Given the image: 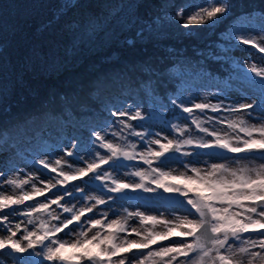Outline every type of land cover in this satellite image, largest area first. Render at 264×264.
I'll return each instance as SVG.
<instances>
[{"label":"snow or ice","instance_id":"6c2138e0","mask_svg":"<svg viewBox=\"0 0 264 264\" xmlns=\"http://www.w3.org/2000/svg\"><path fill=\"white\" fill-rule=\"evenodd\" d=\"M193 7L187 16L183 8L176 13L178 26H215L229 12L225 0H204ZM260 32L237 24L228 28L225 39L264 53V25ZM239 79L251 92L230 106L223 101L189 104L182 94L172 98L178 110L174 115L183 123L169 125L171 138L149 132L153 114L146 116L139 106L116 110L111 116L118 130L111 122L91 130L92 147L84 156L66 149L64 156L75 157L72 162L63 157L34 161L52 174L48 177L31 173L0 180V255L7 251L18 257V264H264V163L232 168L200 159H227L224 153H231L264 160V66L249 64ZM257 109L259 119L253 115ZM208 111L234 118L203 116ZM133 121L144 130L137 131ZM206 124H224L229 131ZM193 127L203 135H191ZM173 162L182 171L166 170ZM120 169H129L124 175L137 179H121ZM96 181L99 194H86ZM129 192L163 197L168 209L182 215L168 219L163 212L156 216L125 208L121 218L111 205L127 200ZM100 206L106 210L98 212ZM11 217L24 219L14 223ZM67 248L77 251L65 255Z\"/></svg>","mask_w":264,"mask_h":264},{"label":"trees","instance_id":"16d2710c","mask_svg":"<svg viewBox=\"0 0 264 264\" xmlns=\"http://www.w3.org/2000/svg\"><path fill=\"white\" fill-rule=\"evenodd\" d=\"M203 2L0 0V149L39 142L43 126L69 129L89 149L90 124L116 121L101 102L125 92L146 116L162 104V122L175 123L172 98L246 70L226 49L228 28L264 25V0H225L222 23L178 26L181 8L187 16Z\"/></svg>","mask_w":264,"mask_h":264},{"label":"rangeland","instance_id":"374dc122","mask_svg":"<svg viewBox=\"0 0 264 264\" xmlns=\"http://www.w3.org/2000/svg\"><path fill=\"white\" fill-rule=\"evenodd\" d=\"M246 28L250 29L255 34H261V25L255 22H247L243 24ZM227 49L232 52V54L235 55L236 61L240 63V65H243L245 67H248L249 64H257V66H264V53H258L256 49L253 48H243V47H235L234 45H229ZM256 51V52H254ZM240 71L236 72L233 77L229 78L227 83L224 87L221 85H218L216 88H202V87H191V89L183 96L186 98V101L191 103H200V102H210L212 104H216L220 101H223L225 106H230L233 103H239L243 102V99L246 98V96L251 92V89H249L248 85L244 83L241 79H239ZM125 100H114L110 101L111 104H107L106 108L109 113L116 110H130L135 111L136 107L139 106V103L137 102H129L127 101L128 98H132L131 93H124ZM118 98V96H117ZM151 114H153V121L147 125L149 132H151L153 135L155 132H162L163 135H168L170 138L173 135L170 131L169 125L165 122H162V116L164 113V107L162 104H159L157 106L150 108ZM186 115V114H183ZM200 115V114H198ZM253 115L259 119V109L256 110ZM203 116H213V117H219V118H225L228 119L234 118L233 115L227 113V112H221V113H212L210 111L203 114ZM175 123H183V121L177 120L176 116L174 117ZM109 122L112 123V126L114 129L118 130V124H116V121L107 118L96 119L91 126L92 130H100L101 127L107 125ZM252 122H256L255 120ZM139 122H134L133 125L137 126ZM206 127H215L218 130L223 131H229L224 124H213V125H205ZM44 131V128H42ZM137 131H143L144 129L136 127ZM194 137L203 135L201 133H198L194 130V132L191 133ZM77 135L73 132H70L69 129L65 128H59L55 131V133L48 136L51 139V142H49L48 137L45 141H43L40 145L38 144L37 147H29V145L25 148L20 149L19 152L20 156H12L7 155L6 152L3 150H0V172L4 173L3 177H0V180L7 176L11 175H19L20 177H24L31 173L40 174L43 173L44 177H48L52 174L48 173L47 170L40 169L38 165L34 163L36 159L41 158H47L49 160H55L57 158H65L68 159L69 162H72L75 160V157H66L64 156V152L66 149L72 150L74 153H78L80 156H84L85 152L88 150L87 147H85L82 143L78 144L76 141ZM109 139H112L111 135L108 136ZM207 139V137H205ZM94 139V138H92ZM137 138H134L136 140ZM89 147H92L90 144ZM184 150L191 151V148H186ZM101 152L103 150H100ZM196 151H206V150H200L196 149ZM179 156V153L176 154ZM244 154H231V153H224V156L227 157V159L221 158V157H212L211 159L206 156H201V161H208L209 163H226L229 167L232 168H239L243 166L248 167H257L259 164L264 163V160H261L259 158L248 160V159H242L239 157H242ZM181 159L187 160L189 158L187 157H180ZM128 163V162H125ZM78 164L82 166V161H79ZM142 167H146L143 165H139ZM107 167V166H106ZM168 168L176 169L177 171H182V165L178 163H169L166 167V170ZM129 169H120L117 175L121 179H124L126 181H135L137 178L132 176H126L124 175L125 171H128ZM175 183V181H172ZM75 183L83 185L82 181H76ZM99 185V182L96 181L92 183L87 189H85L86 194L89 195H98L99 192L96 190L97 186ZM7 188V186H5ZM10 192L11 190L8 189ZM79 195L78 193L76 194ZM127 200H117L115 203H113L111 206L114 210L117 211L118 215L123 218L125 215L124 209H128L129 211H135L137 209L141 211H146L149 215H156L159 216L161 212L164 213L165 217L168 219H174L175 216L182 215V212L176 211L173 213L170 209L167 208L165 204H163V197L160 198V200H157L154 196V194L150 193H144V192H129ZM165 197L168 195L167 193L163 194ZM39 199H43L42 197ZM76 201L73 199L72 203H75ZM111 203V202H110ZM79 206V205H78ZM22 208V206H21ZM105 206H100V208L97 210L105 211ZM59 211V210H57ZM110 217L115 219V216H111V213H109ZM12 221L15 223L19 220L24 219L23 217H11ZM132 227H138L137 223L132 222ZM31 228V225H29ZM157 230H163L162 226H157ZM65 239H68V237H64ZM162 243H168L167 241H164ZM153 247H158V245H154ZM75 251L72 248H67L64 250L65 255H71ZM36 259H42V258H36ZM0 264H18V257L15 255L9 254L7 251H5L2 255H0ZM43 264H48L47 261H43Z\"/></svg>","mask_w":264,"mask_h":264}]
</instances>
